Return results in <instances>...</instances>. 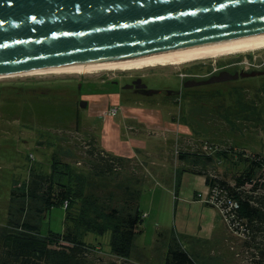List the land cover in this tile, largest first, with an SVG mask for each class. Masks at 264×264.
<instances>
[{
	"label": "rangeland",
	"instance_id": "1",
	"mask_svg": "<svg viewBox=\"0 0 264 264\" xmlns=\"http://www.w3.org/2000/svg\"><path fill=\"white\" fill-rule=\"evenodd\" d=\"M236 62L233 72L257 69L253 64L264 63V49L182 65L0 78V226H6L16 182L26 181L32 167L48 169L56 149L77 156L76 168L82 170L94 135L111 155L136 156L120 178L101 180L108 192L114 190L122 198L128 187L141 190L145 217L132 262L165 264L170 245L178 240L200 264H252L255 250L245 245L236 228L230 229L223 212L204 203L209 197L205 177L183 170L188 163L179 158L187 151V140H196L199 151L214 156L210 171L233 183L245 168L239 156H264V77L183 88L188 79L206 78ZM136 75L144 76L149 89L161 92L148 96L126 89ZM81 101L87 102L86 108ZM114 107L117 115L102 114ZM217 197L219 193L214 200ZM213 224L221 232L219 239L209 235ZM64 228L62 206L52 208L41 222L43 234ZM85 241L93 246L92 264H123L110 252V232L88 233Z\"/></svg>",
	"mask_w": 264,
	"mask_h": 264
},
{
	"label": "trees",
	"instance_id": "2",
	"mask_svg": "<svg viewBox=\"0 0 264 264\" xmlns=\"http://www.w3.org/2000/svg\"><path fill=\"white\" fill-rule=\"evenodd\" d=\"M74 116L79 126L77 110ZM187 141V151L180 152L179 158L190 169L187 166L183 170L205 177L210 198L219 193L216 202L230 229L236 228L245 245L256 252L252 264H264V156L260 153L239 156L245 168L230 183L210 171L213 155L199 151L196 140ZM87 145L90 148L82 170L76 168L80 162L77 156L56 149L50 156L48 169L32 167L26 181L13 185L6 226H0V264H92L89 257L93 246L85 241V236L88 233L104 236L108 232L112 255L123 264H136L130 257L145 217L140 207L141 190L128 187L122 198L114 190L108 192L101 183L104 179L120 178L132 159L106 152L94 135ZM56 206L65 208L64 231L50 230L43 234L41 222ZM165 264L200 263L174 240Z\"/></svg>",
	"mask_w": 264,
	"mask_h": 264
},
{
	"label": "water",
	"instance_id": "3",
	"mask_svg": "<svg viewBox=\"0 0 264 264\" xmlns=\"http://www.w3.org/2000/svg\"><path fill=\"white\" fill-rule=\"evenodd\" d=\"M251 38H264V0H0L1 76ZM263 74L223 70L183 86ZM134 87L160 92L142 79L125 86Z\"/></svg>",
	"mask_w": 264,
	"mask_h": 264
},
{
	"label": "bare ground",
	"instance_id": "4",
	"mask_svg": "<svg viewBox=\"0 0 264 264\" xmlns=\"http://www.w3.org/2000/svg\"><path fill=\"white\" fill-rule=\"evenodd\" d=\"M264 49V38H251L230 43L216 44L197 48H190L178 51H171L158 54H150L135 58L117 60L108 63L90 65H64L43 69H35L22 73L0 75L2 77L39 75L46 73H93L103 70H132L143 69L146 67L182 65L188 62L217 58L220 56L244 53Z\"/></svg>",
	"mask_w": 264,
	"mask_h": 264
},
{
	"label": "flooded vegetation",
	"instance_id": "5",
	"mask_svg": "<svg viewBox=\"0 0 264 264\" xmlns=\"http://www.w3.org/2000/svg\"><path fill=\"white\" fill-rule=\"evenodd\" d=\"M233 66L234 67H238L239 66V63H232V64H230V65H226V66H223V67H221V68H219L218 70H216L214 73H212V75H214V74H218L219 72H221V71H223V70H227V71H230L231 73H235V72H249V71H245V70H243L242 68L240 69V70H238V69H236V68H234L235 70H234V72L231 70L232 68H233ZM253 66H255L257 69H253V70H251L250 72H252V71H260V72H264V63H261V64H253ZM258 66V67H257ZM211 76V75H210ZM209 77V76H208ZM262 77H264V74L263 75H257V76H254V77H239L237 80H234V81H238V80H240V79H249V78H262ZM207 78V77H206ZM137 79H142V83H145L146 84V82H145V80H144V76H140V75H136V76H131V79L129 80V83L128 84H131V83H133L135 80H137ZM196 79H201L200 77L199 78H196ZM114 83H117L118 81L117 80H114L113 81ZM225 82H227V81H225ZM127 84V85H128ZM183 84H184V82H183ZM198 87H200V86H198ZM183 88L184 89H192L191 87L190 88H185L184 86H183ZM129 90H131V91H133V92H135V93H137V94H142V95H146V94H144V92H145V89H141V88H139V89H137L136 87H134V88H131V89H129ZM169 89H166L165 90V92L168 94V95H176V92L175 91H173L172 93H169ZM161 92V91H160ZM159 92V93H160Z\"/></svg>",
	"mask_w": 264,
	"mask_h": 264
},
{
	"label": "built area",
	"instance_id": "6",
	"mask_svg": "<svg viewBox=\"0 0 264 264\" xmlns=\"http://www.w3.org/2000/svg\"><path fill=\"white\" fill-rule=\"evenodd\" d=\"M117 113H118V108H116V107H114V108H109L106 112H105V116H115V115H117ZM209 194V193H208ZM199 197H201V194H199ZM215 198V197H214ZM214 198L213 197H208V199L205 201V202H211V203H213V204H215V206H217L218 207V209L221 211V212H223L222 211V208L220 207V205H219V203H217L216 202V200H214ZM210 200V201H209ZM223 214V216L225 215L224 214V212L222 213ZM225 217V216H224ZM225 221L228 223V220L225 218Z\"/></svg>",
	"mask_w": 264,
	"mask_h": 264
},
{
	"label": "crops",
	"instance_id": "7",
	"mask_svg": "<svg viewBox=\"0 0 264 264\" xmlns=\"http://www.w3.org/2000/svg\"><path fill=\"white\" fill-rule=\"evenodd\" d=\"M107 110H105L104 111V113H102V114H105V112H106ZM149 126H152V125H149ZM154 127V126H153ZM136 156H133V155H131L130 157H128V158H135ZM205 204H207L206 202H204ZM208 205V204H207ZM211 206V205H210ZM211 207H214V208H216V209H218V207H216V206H211ZM209 221V220H208ZM204 227H206L205 225H204ZM218 229V227H216V225L215 224H213V225H210L209 226V230H210V234L209 235H211L213 238L215 237V238H217V239H219L221 236H218V235H220L219 233H221L220 232V230H217Z\"/></svg>",
	"mask_w": 264,
	"mask_h": 264
}]
</instances>
